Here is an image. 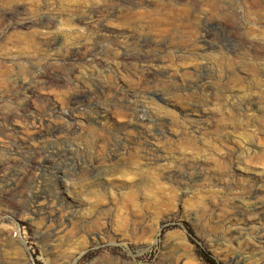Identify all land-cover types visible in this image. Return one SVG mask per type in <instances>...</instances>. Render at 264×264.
<instances>
[{
    "label": "rangeland",
    "instance_id": "1",
    "mask_svg": "<svg viewBox=\"0 0 264 264\" xmlns=\"http://www.w3.org/2000/svg\"><path fill=\"white\" fill-rule=\"evenodd\" d=\"M259 177L264 0H0V264H264Z\"/></svg>",
    "mask_w": 264,
    "mask_h": 264
},
{
    "label": "bare ground",
    "instance_id": "2",
    "mask_svg": "<svg viewBox=\"0 0 264 264\" xmlns=\"http://www.w3.org/2000/svg\"><path fill=\"white\" fill-rule=\"evenodd\" d=\"M4 1V0H3ZM8 1V3H13V2H17V0H7ZM29 24V23H28ZM24 25V24H23ZM31 26V25H30ZM22 28V27H21ZM25 29V28H24ZM30 29V28H29ZM46 34V33H45ZM34 36V35H33ZM31 37H32V35L29 33V35H27L25 38H23V36H21L20 34H17L16 33V35H14L10 40L13 42V43H17V42H23V41H29L30 39H31ZM46 39V38H45ZM47 43V42H46ZM52 43H54V42H52ZM51 43V44H52ZM48 44V43H47ZM50 45V44H49ZM55 45V44H54ZM50 87V86H49ZM48 89H50V88H48ZM54 95V94H53ZM71 118V117H70ZM54 128H55V125H54ZM43 129V128H42ZM56 129H57V127H56ZM73 129V128H72ZM77 129H78V126H77ZM50 130H52V129H50ZM63 130V129H62ZM46 131V130H45ZM60 131H61V129H60ZM37 132V131H36ZM40 132V131H39ZM38 132V133H39ZM41 133V132H40ZM45 133V132H44ZM47 133V132H46ZM35 134V133H34ZM49 134V133H48ZM53 134V133H52ZM36 135V134H35ZM59 152V151H58ZM224 159H226V158H224ZM231 170V169H230ZM182 172H183V170H182ZM173 174V173H172ZM170 175V174H169ZM175 175V174H174ZM177 175V174H176ZM178 178V177H177ZM173 179V178H172ZM259 181H263L264 182V177H259V178H257L256 179V185H258L259 184ZM261 183V182H260ZM262 184L260 185V186H254V188H253V190H252V192H251V195L252 196H254V197H259V195H261V193H262ZM133 197V196H132ZM253 199V198H252ZM257 199V198H256ZM263 203H260V202H256L255 204H254V210L255 211H257V210H259V209H261L262 207H263V205H262ZM40 206V205H39ZM230 210V209H229ZM73 211V210H72ZM231 211V210H230ZM44 212V211H43ZM71 214V213H70ZM108 216V215H107ZM63 227V226H62ZM62 227L60 228V229H58V230H56V231H52V233H51V237H50V241L51 242H56L57 240L59 241V240H62V233H63V229H62ZM68 228V227H67ZM42 229H43V227H42ZM44 229L45 230H48V229H50V226H45L44 227ZM124 230H126V231H124ZM122 232H123V234L122 235H116V239H117V241H119V242H123V239H124V236H125V233H128V229H124ZM145 232V231H144ZM257 233L259 234V235H262V236H264V226L263 227H260L259 229H257ZM256 233V234H257ZM64 234V233H63ZM68 234V233H67ZM261 236V237H262ZM67 237V236H66ZM72 240V239H71ZM63 245V244H62ZM60 246V245H59ZM59 248V247H58ZM258 254V253H257ZM171 255H172V257H176V258H181V262L183 261V256L182 255H180V253H179V250L177 249V248H174L173 247V249H172V252H171ZM65 257V256H64ZM256 257V256H255ZM247 258H249V257H247ZM119 259V258H118ZM67 260V259H66ZM62 261H64L65 262V260H62ZM61 261V262H62ZM127 263V262H126ZM66 264V263H65ZM123 264V263H122Z\"/></svg>",
    "mask_w": 264,
    "mask_h": 264
},
{
    "label": "trees",
    "instance_id": "3",
    "mask_svg": "<svg viewBox=\"0 0 264 264\" xmlns=\"http://www.w3.org/2000/svg\"><path fill=\"white\" fill-rule=\"evenodd\" d=\"M201 257L205 260V261H207V263L208 264H216V262H214V261H210V260H207V258L205 257V254L204 253H201Z\"/></svg>",
    "mask_w": 264,
    "mask_h": 264
}]
</instances>
